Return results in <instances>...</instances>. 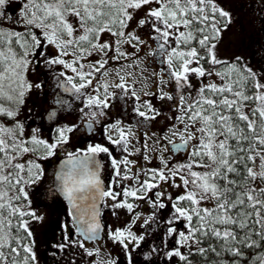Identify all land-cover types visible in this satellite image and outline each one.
<instances>
[{
	"label": "snow or ice",
	"instance_id": "snow-or-ice-1",
	"mask_svg": "<svg viewBox=\"0 0 264 264\" xmlns=\"http://www.w3.org/2000/svg\"><path fill=\"white\" fill-rule=\"evenodd\" d=\"M16 2L0 0V264H41L33 200L61 198L53 255L264 264V56L219 55L223 0ZM49 80L37 122L25 105L33 90L49 103ZM81 132L100 142L70 147ZM102 233L123 260L87 247Z\"/></svg>",
	"mask_w": 264,
	"mask_h": 264
},
{
	"label": "flooded vegetation",
	"instance_id": "flooded-vegetation-1",
	"mask_svg": "<svg viewBox=\"0 0 264 264\" xmlns=\"http://www.w3.org/2000/svg\"><path fill=\"white\" fill-rule=\"evenodd\" d=\"M261 7H262V5H261L260 0L254 1L253 3L247 4V5L243 4L242 9L246 12L251 11V14L257 18L256 20L259 23L255 24L253 27L254 36L252 37V39H248L246 37L242 46L236 48L235 55H247V56H249V59H251L252 53L256 52V59L257 60H260L261 56H264V32L259 31V29L261 27V20H260V9H261ZM40 71H42V70L37 71L38 75H40ZM42 78L43 77L40 76V79H42ZM51 88H52V82H51V80H49L48 87L45 89V92L49 93V96H48L49 103H45L43 92L37 94L36 90H34L33 99L31 100V104H32L31 109L33 110L31 115H32V118L35 119L37 122H40V119H41L40 113L44 112L46 109H49L51 107V103H50L52 100ZM119 111H120V109H119V106L117 105L114 108L112 115L113 116L118 115ZM65 119L68 122H75L74 117L67 116L66 114H65ZM162 124H163V119L159 120L155 127L159 128L162 126ZM90 141L91 142H100V138L89 136V134H87L86 132L77 133V134L73 135L70 147H75V148L86 147L87 143ZM57 162L58 161L56 159H54L50 165L49 164L45 165L46 168L48 169V173H51L53 167L57 164ZM107 177H108V168H107V164H105L104 178L106 179V182H107ZM47 178H48L49 182H51L53 179V177L51 175H48ZM44 191L45 192L48 191V186H45ZM60 200L62 202V203H60V206H61L60 209L62 211V216H63L62 218L64 220V219H67L68 207L66 206L64 201H62V199H60ZM34 202H35V200H34ZM35 203L38 204L37 201ZM36 208H37L38 213H40L41 209L38 206ZM126 218L127 217L121 211L120 222L123 223V221ZM102 219H103V222L105 224L117 226L116 218L111 214V212L108 209L104 210V216ZM60 228H61V226H59L58 230L61 233ZM61 235L62 234H59V238ZM56 241H57V238H56ZM95 244L100 245V246L102 245V249H101V247H99L101 249L102 255L104 253H111L113 256H120V259L123 260V256L120 255L119 248H114V246L111 244V242H109L107 240V238L104 234H103V237L100 241H96L93 243H87V247L94 246ZM54 252H55V249L53 250V253ZM54 256H56L57 264H67V262L69 260H75L77 262V264H92V260L94 259L93 257L84 256L83 253L81 252V250L78 248L70 249L66 253H61L59 255H54Z\"/></svg>",
	"mask_w": 264,
	"mask_h": 264
},
{
	"label": "rangeland",
	"instance_id": "rangeland-1",
	"mask_svg": "<svg viewBox=\"0 0 264 264\" xmlns=\"http://www.w3.org/2000/svg\"><path fill=\"white\" fill-rule=\"evenodd\" d=\"M254 1H259V0H223V5L232 12L233 21L230 26V29L225 31L222 34L221 42L218 45L219 55L221 57H224V58L234 57L236 53V48L242 46L241 44H243L245 38L247 37L248 39H252V37L254 36L253 27L255 24H258L259 22L256 20L257 18L251 14V11L246 12L242 9L243 4L247 5V4L253 3ZM7 10H11L12 13H15L16 11H18V5H17L16 0H10V3L7 6L6 11ZM144 38L147 39V37H144ZM40 76L41 75H38L37 72H35V73H32L31 79L33 81L38 82L40 79ZM33 95H34V90L30 94L29 99L25 105L26 109L31 108L32 106L31 100L33 99ZM34 200L35 202L37 201L38 204H36ZM34 200H33V207L36 209V211H37L36 207L38 206L41 209L40 213H43V212L45 213L46 211L47 213L53 212L52 209L54 207L50 199H46V200L34 199ZM45 203H47L46 205L47 207L45 206ZM43 207H46V208L43 210L42 209ZM37 215H38V211H37ZM33 225H34V222H33ZM36 240H37V243H39V245H44V242H42L39 237ZM93 247H101L102 249V245L100 246L97 244L89 248H93Z\"/></svg>",
	"mask_w": 264,
	"mask_h": 264
},
{
	"label": "trees",
	"instance_id": "trees-1",
	"mask_svg": "<svg viewBox=\"0 0 264 264\" xmlns=\"http://www.w3.org/2000/svg\"><path fill=\"white\" fill-rule=\"evenodd\" d=\"M50 201L52 202V199H50ZM60 203H62L61 200H59L53 206L54 207L52 209L53 212L47 213L46 211L45 213L44 212L38 213V215L44 216L45 219L43 222H36V223L34 222V225H33L36 239H38L39 237L41 241L44 242V245H39V243H37V249L40 250L42 253H44L41 264H57L56 256L53 255L54 248H52L51 245L55 244L59 239V234H62V231L60 233V231L58 230L60 226L59 221L63 220L62 211L60 209L61 208ZM46 205L47 203H45V206ZM46 207H43L42 209L44 210ZM56 238H57V241H56Z\"/></svg>",
	"mask_w": 264,
	"mask_h": 264
},
{
	"label": "water",
	"instance_id": "water-1",
	"mask_svg": "<svg viewBox=\"0 0 264 264\" xmlns=\"http://www.w3.org/2000/svg\"><path fill=\"white\" fill-rule=\"evenodd\" d=\"M66 203V202H65ZM66 205H67V203H66ZM68 207V206H67ZM102 235H103V233L101 234V238L100 239H98L97 241H99V240H101L102 239ZM89 243H91V242H89Z\"/></svg>",
	"mask_w": 264,
	"mask_h": 264
}]
</instances>
